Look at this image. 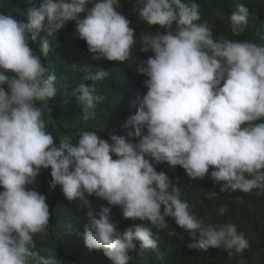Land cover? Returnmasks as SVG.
I'll return each instance as SVG.
<instances>
[{"label": "clouds", "instance_id": "9594fccd", "mask_svg": "<svg viewBox=\"0 0 264 264\" xmlns=\"http://www.w3.org/2000/svg\"><path fill=\"white\" fill-rule=\"evenodd\" d=\"M208 4L0 0V264H264V0Z\"/></svg>", "mask_w": 264, "mask_h": 264}, {"label": "trees", "instance_id": "16d2710c", "mask_svg": "<svg viewBox=\"0 0 264 264\" xmlns=\"http://www.w3.org/2000/svg\"><path fill=\"white\" fill-rule=\"evenodd\" d=\"M230 0H184L185 3H188V4H191V3H194V2H198V3H201L204 7H205V13H208L210 15L213 16V14L215 13V10H214V7L212 5H205V2L207 3H214L213 5L215 6H221V5H224L226 3H228ZM236 5L240 2V1H244L248 4H250L251 8L253 9V13L256 15V17H258L259 15V12L262 13L260 11V8L261 6L256 4L257 1L259 0H234ZM264 28V23L261 25V28ZM264 36V31L261 33L260 37ZM80 42H82L81 39H79ZM258 44H262L264 45V37H262L259 41Z\"/></svg>", "mask_w": 264, "mask_h": 264}]
</instances>
